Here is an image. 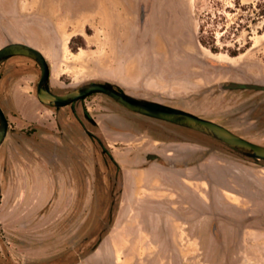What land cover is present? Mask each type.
Wrapping results in <instances>:
<instances>
[{
	"label": "rangeland",
	"instance_id": "1",
	"mask_svg": "<svg viewBox=\"0 0 264 264\" xmlns=\"http://www.w3.org/2000/svg\"><path fill=\"white\" fill-rule=\"evenodd\" d=\"M11 42L45 55L53 91L108 81L264 145V89L223 88L229 82L264 86V0H0V48ZM0 72V105L9 121L1 157L28 139L59 132L55 108L36 97L37 63L15 56ZM67 117V130L46 148L47 160L33 165L40 170L42 161L43 197H66L71 184L79 189L78 213L65 202L49 208L47 224L33 225L16 246L1 230L0 241L15 250L12 264H264V161L254 163L210 136L130 111L101 93L77 102L74 113L58 110L61 123ZM92 135L112 144L102 142L115 164ZM199 151L208 155L202 168L173 167L197 162ZM120 191L137 208L129 215L133 224L115 226L104 241L112 213L93 216V199L105 195L109 205ZM76 196L70 195L73 205ZM7 254V248L1 252L2 264Z\"/></svg>",
	"mask_w": 264,
	"mask_h": 264
},
{
	"label": "crops",
	"instance_id": "2",
	"mask_svg": "<svg viewBox=\"0 0 264 264\" xmlns=\"http://www.w3.org/2000/svg\"><path fill=\"white\" fill-rule=\"evenodd\" d=\"M54 108V107H53ZM70 109L67 107H62ZM55 108V118L54 123L57 126V131L59 133H52V139L46 138L43 140H36L34 138L28 139L24 145H19L15 147L13 152H11L8 156L0 157V232L1 230L7 231L8 242L12 243L13 246H16L17 243H21L25 240L26 234H28L29 230L33 225H42L47 224L49 211L48 209H58V207L62 204L66 203V209L71 210L72 212H77L79 209L80 203V191L79 189L75 190L74 185L71 184V187L64 188L63 192L68 194L66 197L56 198L55 196L48 199L46 196L43 197V193L47 192L48 184L45 180H42V176L40 171L43 167L42 161H39L41 169H37L33 165L34 160H40L44 158L47 160L46 155H48V151L46 150L47 146L55 139L54 134H61L63 131L67 130V123L71 121L70 118H65L63 123L59 121L58 118V110ZM77 122V120H76ZM82 133L85 132L84 128L81 126L79 122H77ZM156 141L165 142V143H176L181 146H189L193 143L190 140H169L167 141L165 138L160 140L156 138V136H152ZM102 142L106 146H112L110 143H106L103 137H101ZM194 144L201 143L195 142ZM26 145L30 146V151L26 149ZM39 154L40 156H36ZM161 159L157 160L158 164L164 166L163 158H165L162 154H159ZM197 158V162L195 163H185L183 165H174L173 167L180 170H193L194 168H202L205 166V162L208 159L207 152L199 151L195 154ZM21 158V159H20ZM156 159V158H154ZM54 187H57V183L53 184ZM78 188V187H77ZM95 191V190H94ZM76 192V201L75 205L71 203L70 195ZM97 193V192H95ZM94 193V194H95ZM103 194H106L104 192ZM95 197L93 200L97 199L96 206L94 208L93 216H97L100 212H106V210H110L112 213V222L110 230L103 236V240L107 241L110 239L112 234V229L115 226L129 225L133 223H129V215L132 210H136L132 204L127 205V201H124L123 192L120 191L116 197L114 203L110 202L107 205L105 195L103 197ZM65 202V203H64ZM64 206L62 207V209ZM144 208H141L143 210ZM78 213V212H77ZM95 223V222H94ZM97 224H101L97 222ZM20 247V246H19ZM21 246L20 248H23ZM9 252L7 254L8 264H12L10 258L13 255V247L6 246L3 240L0 241V251L2 253ZM13 248V250H12ZM15 251V250H14ZM0 252V264L5 263V258L1 256Z\"/></svg>",
	"mask_w": 264,
	"mask_h": 264
},
{
	"label": "water",
	"instance_id": "3",
	"mask_svg": "<svg viewBox=\"0 0 264 264\" xmlns=\"http://www.w3.org/2000/svg\"><path fill=\"white\" fill-rule=\"evenodd\" d=\"M15 56L28 57L39 66L40 77L36 84V97L43 105L56 109L67 106L73 108L75 103L84 101L91 95L101 93L133 112L210 136L254 163L264 161V145L246 139L224 125L193 112L133 96L118 85L108 81H87L66 92L55 93L51 90V67L47 58L39 49L23 42H11L0 48V62ZM223 88L260 90L264 89V86L229 82ZM8 130L9 121L0 105V146L3 144ZM147 158L154 159L155 157L149 154Z\"/></svg>",
	"mask_w": 264,
	"mask_h": 264
},
{
	"label": "trees",
	"instance_id": "4",
	"mask_svg": "<svg viewBox=\"0 0 264 264\" xmlns=\"http://www.w3.org/2000/svg\"><path fill=\"white\" fill-rule=\"evenodd\" d=\"M201 30L202 31H204V27L202 26L201 27ZM200 42L203 44V45H205V46H207V47H209L213 52H217L218 51V47L215 45V42H211V43H209L208 41H206L204 38H200ZM229 51V53L232 55V56H236V55H238V53L237 52H235V51H230V50H228ZM86 117L90 120V118L88 117V114L86 115ZM91 121V120H90ZM92 123L95 125L96 123H94L93 121H92ZM171 140H182V139H175V138H172ZM197 141V140H196ZM197 142H201L202 143V141H197ZM223 144V143H222ZM223 145H225V144H223ZM112 203H114L115 201H111ZM111 222H112V220H111ZM110 228H111V223L108 225V227H107V229H106V232H105V234L110 230ZM104 234V235H105ZM76 262V261H75Z\"/></svg>",
	"mask_w": 264,
	"mask_h": 264
},
{
	"label": "flooded vegetation",
	"instance_id": "5",
	"mask_svg": "<svg viewBox=\"0 0 264 264\" xmlns=\"http://www.w3.org/2000/svg\"><path fill=\"white\" fill-rule=\"evenodd\" d=\"M22 57H25V56H22ZM9 59H11V58H9ZM9 59L4 60V61H1L0 64H3V63H5V62H7ZM1 78H2V74H1V72H0V80H1ZM36 84H37V82H36ZM35 87H36V85H35ZM51 90L53 91V89H51ZM66 91H68V90H66ZM66 91H64V92H66ZM53 92H55V93H59V92H56V91H53ZM60 93H63V92H60ZM75 105H76V103H75ZM75 105H74L73 108H72L71 106H68V107L73 111V113H74V111H75ZM130 111H131V110H130ZM84 129H85V128H84ZM85 131H86V133L89 134V131H88L87 129H85ZM92 138L95 139L96 141H98L99 145L102 147L103 152H104L106 155H108L109 158H110V159L114 162V164H115V161L113 160V158H112L110 152L108 151L107 148L104 147L102 141L99 140V139H97V138H96L95 136H93V135H92Z\"/></svg>",
	"mask_w": 264,
	"mask_h": 264
}]
</instances>
